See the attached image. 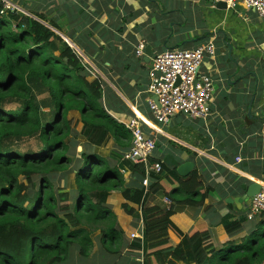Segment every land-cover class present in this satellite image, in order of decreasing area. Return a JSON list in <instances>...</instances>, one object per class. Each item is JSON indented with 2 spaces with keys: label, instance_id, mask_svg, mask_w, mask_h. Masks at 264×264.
Instances as JSON below:
<instances>
[{
  "label": "crops",
  "instance_id": "0c3cea01",
  "mask_svg": "<svg viewBox=\"0 0 264 264\" xmlns=\"http://www.w3.org/2000/svg\"><path fill=\"white\" fill-rule=\"evenodd\" d=\"M8 1L16 12L40 21L76 52L86 66L87 79H99L102 107L114 121L123 126L129 119L140 122L144 132L155 140L153 161L182 179L196 173L198 191L205 194L202 203L177 205L169 219L183 235L207 233L215 252L212 262L205 264H221L232 247L248 238L251 221L256 218L240 221L241 229L232 235L226 233L223 220L244 218L248 204L240 197L251 183L264 190V21L244 7L220 10L206 0ZM139 42H144V51L146 46L150 48L148 60L144 51L143 57L135 56ZM207 43L213 45L214 53L205 56L199 74L208 73L213 80L209 115L193 119L177 114L167 123H157L147 105L152 57L166 50L193 49ZM71 114L78 116L82 128L80 116ZM108 144L105 159L111 165L130 163L123 159L128 147L120 149L111 137ZM124 168L120 171L124 188L145 189L153 182L145 168L142 178ZM160 185L164 190L175 183L161 181ZM169 203L161 192L144 199L146 207L163 210ZM105 204L114 216L119 239L108 244L103 226V230L91 233L87 256L79 255L72 246L67 258L57 264L195 263L189 258L177 262L172 258L190 249L187 241L172 230L167 231L168 251L160 259L151 257L144 263L141 206L126 201L118 190L108 193ZM124 205L133 213H126Z\"/></svg>",
  "mask_w": 264,
  "mask_h": 264
},
{
  "label": "trees",
  "instance_id": "16d2710c",
  "mask_svg": "<svg viewBox=\"0 0 264 264\" xmlns=\"http://www.w3.org/2000/svg\"><path fill=\"white\" fill-rule=\"evenodd\" d=\"M87 76L76 52L40 21L16 11L0 16V264H57L67 258L72 246L79 255L87 256L91 233L103 226L108 244L119 239L114 216L105 204L114 190L141 206L144 263L151 257L160 259L168 251V230L190 248L185 255L172 256L176 262L189 258L194 264L211 263L215 251L207 233L183 235L169 219L177 205L202 203L205 194L198 191L196 173L182 179L161 163V171L150 174L153 182L147 188H124L120 170L126 167L142 178L143 165L120 162L113 166L96 151H82L78 154L81 165L72 170L74 189L55 196L47 176L63 172L70 164L65 142L72 132L69 113L80 116L79 135L85 147L97 150L110 137L122 150L130 144L129 131L102 107L99 79L88 80ZM31 138L35 148L20 149ZM33 176L40 178L33 182ZM164 180L175 185L163 190L160 182H167ZM158 192L170 200L166 210L144 204L149 194ZM123 207L126 213H133L127 205ZM240 219L223 220L227 234L241 229L240 221L246 217ZM251 222L247 240L232 247L234 251L221 264L264 261V213Z\"/></svg>",
  "mask_w": 264,
  "mask_h": 264
},
{
  "label": "built area",
  "instance_id": "2783aa9c",
  "mask_svg": "<svg viewBox=\"0 0 264 264\" xmlns=\"http://www.w3.org/2000/svg\"><path fill=\"white\" fill-rule=\"evenodd\" d=\"M211 3L222 2L226 9L237 5L251 10L256 18L264 21V0H206ZM15 11L8 0H0V16ZM145 44L139 42L134 54L143 57ZM214 47L211 43L193 49H171L157 53L151 59L148 68L147 105L157 123H167L177 114L193 119L206 118L214 94L213 80L210 74H199L205 56H212ZM153 97H156L154 101ZM131 136V143L123 154V159L132 164H141L146 173H159L160 162H152L155 140L144 132L137 119H129L124 125ZM146 185V181H144ZM167 201V200H165ZM264 213V190L251 198L245 212L246 220L256 218Z\"/></svg>",
  "mask_w": 264,
  "mask_h": 264
},
{
  "label": "rangeland",
  "instance_id": "374dc122",
  "mask_svg": "<svg viewBox=\"0 0 264 264\" xmlns=\"http://www.w3.org/2000/svg\"><path fill=\"white\" fill-rule=\"evenodd\" d=\"M72 125L71 129L72 132L68 136V138L65 140V142L68 144L69 147V156H70V164L68 165V168L65 169L63 172H57L52 173L47 176L49 181L52 184L53 190L55 191V196L58 197L61 193L73 190L74 189V181H73V173L72 170H74L76 167L80 166L82 163V160L78 159V154L82 153V151H96L99 155H105L104 158H107V154L109 152L110 145L107 143L105 146L100 147L97 150H94L92 147L84 146V139L81 137L78 133L81 129V124L77 121L78 116L76 114H69ZM79 123V124H78ZM36 145L35 139H30L28 141H25L23 144L20 145V149H34ZM77 157V158H76ZM121 171V170H120ZM33 182H37V180L40 178L39 176H33ZM21 182H25L23 178L18 179ZM247 211V209H246ZM245 211V212H246ZM245 215V214H244ZM248 221V220H247ZM250 222V221H249ZM247 240V239H246ZM234 249L229 252L226 256L230 255ZM214 255V254H213ZM212 259L214 256L211 257ZM264 264V261L259 263Z\"/></svg>",
  "mask_w": 264,
  "mask_h": 264
},
{
  "label": "water",
  "instance_id": "95a60500",
  "mask_svg": "<svg viewBox=\"0 0 264 264\" xmlns=\"http://www.w3.org/2000/svg\"><path fill=\"white\" fill-rule=\"evenodd\" d=\"M211 2V1H209ZM215 6L220 9V10H224L226 9V5L222 2H217L215 3ZM240 6L237 5L234 9H237L239 8ZM145 59L148 60L150 55H151V51H150V48L148 46H146L145 48ZM154 101H156V97H153ZM252 103V102H251ZM261 190V187L259 184L257 183H251L247 189L245 190L244 194L240 197L241 198V201H244L249 205L250 203V200L252 197H254L255 195H257Z\"/></svg>",
  "mask_w": 264,
  "mask_h": 264
},
{
  "label": "clouds",
  "instance_id": "9594fccd",
  "mask_svg": "<svg viewBox=\"0 0 264 264\" xmlns=\"http://www.w3.org/2000/svg\"><path fill=\"white\" fill-rule=\"evenodd\" d=\"M7 14V13H6ZM4 16V15H3ZM152 161V159H150Z\"/></svg>",
  "mask_w": 264,
  "mask_h": 264
}]
</instances>
